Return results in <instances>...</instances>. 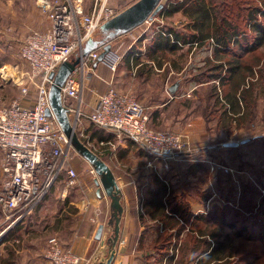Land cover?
Here are the masks:
<instances>
[{"label": "trees", "instance_id": "obj_1", "mask_svg": "<svg viewBox=\"0 0 264 264\" xmlns=\"http://www.w3.org/2000/svg\"><path fill=\"white\" fill-rule=\"evenodd\" d=\"M176 12L187 16L188 21L183 24V28L187 31L173 25H161L159 30L149 35L151 43L145 49L148 53L147 57L155 59L157 64L161 65L160 56L166 52L179 51L184 45L186 51L190 53L194 52V49L210 46L211 59L206 58L203 61L205 66H200L190 80L199 83L209 82L213 91L210 95H213L218 103L220 102L219 106L222 109L218 119L219 126L221 125L224 130L231 127L233 122L237 125H247V129L253 128L256 124L264 125V0H168L156 15L169 17ZM132 48L135 49L134 46ZM137 59L138 57L135 56V62ZM146 70L149 73L151 66H148V63H143L139 66L138 73L146 74ZM220 89L223 90L221 96L219 95ZM183 104L189 106L188 101ZM147 115L148 125L155 130H160L158 128H162L163 124L160 108L147 109ZM254 120H257L255 124H253ZM87 129L89 133L87 139L99 141L102 138H107V135L102 132L106 127L91 122ZM218 135L219 138L216 141L220 143L221 148L227 150V156L219 162L222 166L216 163L215 172L212 173L215 181L212 185L216 191L210 187L201 189L200 186H197V190L199 196L203 197V204L214 192L215 195L213 194L212 197L218 196L222 204L209 205L207 211L193 214L191 205L184 195L172 194L170 190H167L164 181L155 177V187L150 190L144 204L148 216L154 220L147 227L154 225L157 228L146 248L154 249L157 256L148 253L144 261L145 264H183L179 259L173 262L170 258L172 254L169 256V252L176 249L182 250L185 255H188L190 264L194 260L195 264H227L229 259L223 260L225 255L220 250L223 244L218 239L221 237L222 231L216 229L217 224H220L219 226L227 224V211H230L232 217L235 218L230 222V228L239 226L246 237L252 234L249 224L254 211L250 212V217L239 218L231 204L236 194L242 195L248 202H252L251 198L254 195L256 202L254 207L257 211L259 210L260 215H264V175L255 174V166L254 169L251 166L249 171L255 175L253 178L248 176L245 180L237 176V182L232 184L228 168L235 164L232 161L240 157L239 147L248 144L251 140L260 139L261 135L254 136L251 140L235 146H224L223 142L228 141L229 138L220 131L216 133V136ZM228 135L230 136V134ZM83 142H85L84 138ZM106 145L109 146L110 143H105L103 146L106 147ZM106 153L105 150L104 154ZM202 164V161H197L193 165L201 167ZM235 167L238 170H244L241 159L238 160ZM222 175L231 179L227 188H223L219 183L221 182L219 178ZM22 211L21 204L14 212L17 215ZM24 218H21L20 221ZM260 220L259 216L257 221ZM159 225H161L160 230H158ZM15 232V229L9 230L4 236V247L8 255L0 256V264H14V245H18L20 240L14 241L16 239ZM259 234L264 237L261 233ZM183 236L186 239L182 240ZM6 241L8 242L6 243ZM227 255L235 254L228 252ZM240 258L238 257L237 260H243Z\"/></svg>", "mask_w": 264, "mask_h": 264}, {"label": "crops", "instance_id": "obj_2", "mask_svg": "<svg viewBox=\"0 0 264 264\" xmlns=\"http://www.w3.org/2000/svg\"><path fill=\"white\" fill-rule=\"evenodd\" d=\"M91 1L92 0H90V3ZM90 3L86 4L84 0V9L88 8ZM169 18H171V16H169ZM28 24L32 25L31 29L37 28L33 21ZM1 32L3 31L0 30V33ZM150 43L149 37V40L142 48L133 49L132 46H130L126 49L124 54L120 55L115 53V56H111L115 61L114 70L102 62L103 60L101 62L97 60L93 64H90L89 67L88 64L84 67L85 77L82 89L83 103L80 107L83 113H89L91 111L97 94L105 91L108 84H110L119 91L134 92L148 109L160 108L163 123L166 126L175 128L173 125L179 122V128L182 130L177 132L186 136L190 144L188 149L183 151L184 154L181 155V152L174 157L156 159L157 163H155L154 166H150L148 165L150 157L147 155L142 145L126 135H122L121 137L117 136V132L113 129L106 128L102 130L103 134L107 135V138H102L96 142L102 154H104L105 150L107 151L104 157L101 158L108 164L115 176L121 191V204L123 206L119 222V233L114 245V256L110 264H145L144 258L147 256L145 249L146 246L150 244V240L154 237L157 228L154 225H150L149 228L147 227V225L152 224L154 220L148 216L144 201L149 196L150 190L155 187V177L163 180L167 185V190H170L172 194L184 195L185 199L191 205L193 214L199 210V204L207 205L213 196V194L209 196L205 200V204H203V197L199 196L198 192L189 190L185 194L183 189L186 180H188L187 185L190 187L196 184L194 182L195 179L193 180L190 176L199 179L201 173H206V171L212 173V168L214 169V165L216 164V162H211L209 159L205 158V156L199 155V153H204L208 146L213 145V135L216 136V134L210 130L211 125L209 127L206 119L202 117V114L194 111V106L187 107L181 102L177 103L174 101L177 100L174 98L182 99L183 97H188L191 90L196 88L195 83L193 80L184 82L182 78L179 77L183 72V67L173 62L168 64L169 68L163 74V77L160 76V73L164 72V67L167 65V62L163 61L161 65H158L155 59L147 57L148 53L145 49ZM102 47L103 46H100L99 48ZM99 48H96L97 51ZM108 56L110 55L107 54V57ZM135 56L138 57L136 62L134 60ZM121 61L125 63V66L122 67L120 64L119 70H116L117 65L119 62L121 63ZM3 63H5L4 60L0 62V67ZM143 63H148V66H151L149 72L152 75L150 78L151 82L147 79L146 74L145 77H143V73H138V68ZM5 66L6 64L3 66V69ZM21 72L20 76L22 77L24 69H22ZM170 73H174L177 77L169 82ZM3 75L5 76V74L0 71V76L2 77ZM156 76H159L157 80H155ZM145 78L147 80H144ZM162 81L163 84L161 83ZM175 81H178V85L173 92H170L169 88ZM196 84H198V86L204 85V83ZM152 97H156L160 102L155 101L157 104L151 102L150 100H152ZM26 101L28 100L25 98V102ZM165 106L167 108L166 110ZM83 118L84 119L81 120L85 123L80 120L81 122L78 123L77 127L80 132H82L81 136L87 138L89 134L87 128H89L91 122L85 116H83ZM228 141H231V138ZM105 143H110L113 149L110 151L106 149V147L110 148L111 146H103ZM208 143L209 145H207ZM100 152L99 154L101 156L102 154ZM108 154L112 163L109 160ZM207 160L210 163L207 162ZM197 161H202L203 164L201 167L193 165ZM178 163L182 165H178L177 170H174L173 173L169 175V172H166L168 168L166 167L167 164L171 165ZM70 165L76 167L74 161H71ZM178 171H180V173H178ZM231 173L232 171L230 169V174ZM178 175H184L185 179L184 181L182 180L183 182L181 181V183H179L180 186L178 190H176L177 192H175L174 186L178 183ZM187 176L188 179H186ZM172 178L176 180L171 181ZM65 183L66 181H60L57 186L59 190L57 187L52 188L51 195H54L45 198L46 201L52 203L53 206L49 209L48 213H46L48 214L47 223H35L37 217H40L42 214L37 212L40 207H37L41 203L40 201L31 209L33 212L30 211L26 214L27 219L24 218L22 221L19 219L12 225L7 222L0 228V234L4 231L1 235L3 248H0V256L5 257L8 255L4 247L5 241L3 239L9 230L15 229L16 232L14 236H16V239L14 241L17 242L18 239L20 240L18 241V245H14V264H47L44 258L46 242L40 235L42 231L54 230L56 232L55 234L59 236L56 237L63 245L71 247L76 253L88 260L86 264H98L101 260L103 261L105 259L107 255V240L112 233V227L107 224L111 212L109 198L101 188L99 192H97L98 187L94 182V177L91 180L78 178L77 183L71 186H67ZM204 185L205 184L202 186ZM210 185H206V187H211ZM70 190L74 192L72 197L69 193ZM240 197L241 195L236 194L235 199ZM194 204L197 206L194 207ZM31 215L35 217L33 221H31L30 218ZM100 224H103V228L100 237L96 238V229ZM160 227L161 225L158 226V230H160ZM37 232L40 234L39 237H35L34 239L30 237L32 238L30 241L29 237H24L27 234H31L33 237L37 236ZM60 232H62V234L59 235L58 233ZM7 242L8 241H6V243Z\"/></svg>", "mask_w": 264, "mask_h": 264}, {"label": "built area", "instance_id": "obj_3", "mask_svg": "<svg viewBox=\"0 0 264 264\" xmlns=\"http://www.w3.org/2000/svg\"><path fill=\"white\" fill-rule=\"evenodd\" d=\"M37 3L48 17V29L29 33L19 50L20 59L27 67L22 78L34 85V97L29 96V86L22 84L21 96H29L30 100L25 102L21 97L0 105V208L11 224L29 213L63 172L67 186L78 181L77 170L67 164L71 150L69 140L53 114L45 112L49 108L50 73H54L60 63L70 62L75 52L77 61L70 62L73 70L61 86L62 101L68 115L73 114L70 120L74 129L85 116L96 125L113 129L117 136L126 135L142 145L151 161L174 157L188 149L183 134L151 128L148 107L132 93L119 91L110 84L97 94L89 113L80 110L84 67L88 61H97L99 55L96 48L86 54L82 50L102 24L121 12L110 0H92L86 9L84 0H37ZM103 59H107L106 63L114 70L113 58L106 53ZM148 164L153 165L150 161ZM21 204L23 211L15 215V209ZM44 258L47 264L88 262L56 237L47 241Z\"/></svg>", "mask_w": 264, "mask_h": 264}, {"label": "rangeland", "instance_id": "obj_4", "mask_svg": "<svg viewBox=\"0 0 264 264\" xmlns=\"http://www.w3.org/2000/svg\"><path fill=\"white\" fill-rule=\"evenodd\" d=\"M136 1L137 0H110V3L113 7H116L119 11H121L122 9L130 6ZM167 1L168 0H161V3L164 4ZM85 2L86 4H88L90 3V0H85ZM238 20H239V17H238ZM32 21L35 27L37 28L31 29L32 25L31 24L29 25L28 23ZM187 21H188L187 16H184L179 13H176V14L174 13L173 15H171V18L163 17V15L150 14L149 17H147L141 24H139L138 26L134 28H130L126 30L120 29L119 31H116L114 29H110V28L107 29V28H103V26H100L92 34L91 39L95 42L94 45L96 48H99L101 45L104 46L105 44L108 43L109 49L106 51L108 55L115 56L116 55L115 53L121 55V54H124L126 49L130 46L132 47L134 46L135 49L142 48L143 45L149 40V37H150L149 35H151V33H153L154 31L159 30V27L161 25L162 26L164 24L173 25L176 28L180 29V28H183V24H186ZM48 26H49L48 17L46 13L42 11L41 8L38 7L37 0H0V30L3 31L0 33V62H3V60L5 62L0 67L2 68L0 69V71H2L3 74H5V76L4 75L2 77L0 76V105H6L14 99L21 98L22 96H21L20 87L22 84H27L29 86V92H30L29 96L31 98L34 97V94H35V90L33 88L34 85L30 84L26 79L22 78V77H25V75L22 77L20 76V74L22 73L21 70L24 69V72H25L27 70V67H26V64L23 63L22 60L20 59L19 50H20V47L25 37L29 33L33 31H46L48 29ZM185 47L186 46L184 45V47L179 51H176L174 53L166 52L164 55L160 56V60L162 62L163 61L167 62V65H165L164 67L165 70L164 72L160 73V76L163 77V74L169 68L168 64L175 61V63H177L178 66L183 67V72L182 74L179 75V77H181L184 82H187L188 80L191 79V77H193V75H195L194 73H197L198 68L200 66L201 67L205 66L203 61L208 57L210 59L212 57L211 47L208 45L202 48L194 49V52L192 53L187 52ZM101 50H103V47L98 49V53H100ZM104 55H106V53ZM77 57H78V53L75 52L71 56L70 62L72 63L76 62ZM103 57L102 59H98L99 62L103 60L102 62L108 65L106 63L107 59H103ZM94 62L88 61L87 62L88 67L90 64H93ZM5 64L6 66L3 69V66ZM120 64L122 67L125 66L124 65L125 63L121 61V63L119 62L118 65L116 64L117 65L116 70H119ZM145 73L147 75V79L150 81V78L152 75L150 73H147V70L145 71ZM143 77H145L144 73H143ZM158 77L156 76L155 80H157ZM175 77L177 76L174 75V73H170L169 82L174 80ZM147 79L145 78L144 80H147ZM161 83L163 84V81ZM194 83H195L196 88L191 90L188 97L182 98L183 103L185 101H188L189 106H194V111L199 112V114H202V117H204L207 121V125H209V127L211 125L210 130H212L215 134L220 131L222 134H225L226 137H228L229 139L231 138L232 141L239 140L242 138L243 139L247 138L248 140H251V138H253L254 136L261 135L260 139L251 140L248 144H244L239 147L240 157L238 159H235L234 161L231 160L235 164L232 167H228L232 171V173L230 174L231 179H232L231 183L233 184V182H237L238 180L237 176L245 180L248 178V176L250 177L252 176L253 178L255 175L250 173L249 171V167L251 166L253 169L255 166V169H254V171L256 172L255 174L259 176L264 175V125L256 124L253 128L247 129L248 127L247 125L246 126L242 124L237 125V123L233 122L231 127H228L223 130L222 129L223 127L221 125L219 126V121H218L221 115V111H222V109H220V106H219L220 102L218 103L215 100L216 98L213 95H210L213 93V91H212V88H210V85L208 84L209 82H204V85L202 86L200 85L198 86V84H196V83H199L198 81H194ZM183 89H187V88H183ZM130 93H132L140 101L139 97L135 95L134 92L131 91ZM221 94H223V90H221V93L219 95L221 96ZM29 96H25L23 98L30 100ZM217 97L219 98V96ZM174 99L179 100V101L174 100L177 103L182 101V99L180 98H174ZM152 100L150 101L155 104H157L155 101L160 102L156 97H152ZM70 117L73 118V114L71 115L69 114V118ZM82 119L84 118L82 117ZM81 121L79 120V122ZM256 121L257 120H254L253 124H255ZM173 126L175 128H173L172 126L168 127L163 123L162 128H158V129L173 131V132L182 130L179 128L180 127L179 122H177ZM75 131L77 133V136L82 141L84 138L86 142L84 143L89 148H91L95 153L99 155L100 147L97 144L96 140L87 139L86 137L81 136L82 132H80L79 128H76ZM228 134H230V136ZM217 138H219V135L218 136L213 135L212 144L214 146L213 145L208 146L206 151H204V153H199V155L205 156V158L209 159L211 162L214 161L218 165H220L219 162L223 161L224 160L223 158L227 156L226 155L227 150H224L223 148H221L220 143L216 141ZM184 139L186 140V143L188 144L187 146L189 147L190 144L187 141L186 136L184 137ZM207 145H209V143ZM106 149L110 151L111 149H113V146H111L110 148L106 147ZM100 153H102V151ZM182 154H184V152H182L181 155ZM100 157H104V154L101 155ZM108 157H109V154H108ZM240 159H241L242 167L244 170H238L236 169V167L234 168V166H236V164L238 163V160ZM109 160H110V157H109ZM71 161H74L76 165V167L75 166L74 167L78 172L79 179L86 178L88 180H91L93 179V177H95V173L93 171H92L93 173L90 172L91 166L87 163L86 160H84V158H81V156H79V154H77L75 150H73L72 147L69 152V158H68L67 164L70 165ZM149 161L153 165L157 163L156 160L151 161V159H149L148 163ZM207 162L209 161L207 160ZM178 165L181 166L182 164H179V163L171 164V165L167 164L166 167L168 168L166 172H169V175H171V173H173L174 170H177ZM214 166L216 167V164ZM211 172L214 173L215 168L214 169L212 168ZM178 173H180V171H178ZM212 173H208V171H206V173H201L199 176V179L190 176L193 180L195 179L194 182L196 184L190 187L187 185L188 180H186L184 187H183L185 194L189 190L193 192H198L197 186L201 185L200 188L203 189L206 187V185L212 184L214 181ZM0 178H1V172H0ZM66 179H67L66 175L63 172V174H61L59 178L57 179V181L55 182V184L56 183L57 184L56 185L54 184L49 189V191L46 193L45 197L41 200V203L39 204L40 207L38 206L39 210L37 212L42 213V214L40 215V217L38 216L37 219L35 220L36 224L47 223L48 214L46 213H48L49 209H51L53 206H52V203H48L45 198L48 196L49 197L53 196L54 194L51 195V190H53L52 188L54 187L56 188L60 181L65 182ZM184 179H185L184 175H180V176L178 175V181H177L178 183H176V186H174L175 192H177L176 190H178V187L180 186L179 183H181L182 180L184 181ZM186 179H188V176ZM219 179L221 181L219 183H221V186L223 188H227L230 185L231 179H228L225 175L220 176ZM175 180H176L175 178H172L171 181H175ZM203 184L205 185L202 186ZM210 188L214 189L213 185H211ZM57 189L59 190V187H57ZM214 191L216 190L214 189ZM69 193L71 194V197H72V194H74L73 190H70ZM213 194L215 195V192ZM251 199H252V202L250 201L248 202L241 195L240 198L234 199L235 201L232 200L233 202H231L233 206V210L239 215V218L241 217L245 219L246 217H250L251 216L250 212L253 213L254 211V215H252L251 222L249 224V226L251 225L250 231L252 234H249L247 236L251 238H247L246 236H244L243 234L244 232L242 231L241 228H239V226L235 228L229 227L230 222L235 219L230 214V211H227L228 213L227 218H226L227 224L226 225L222 224V226H219L220 224L219 225L217 224L218 226L216 225V229L222 231L221 237L218 239L221 240L223 244L220 249L222 251L221 253L225 255V258L223 260L229 259L227 260L229 261V263L227 264H264V237L260 236L259 234L261 233L262 235H264V233H262L264 232V215H260V213L258 212L259 210L257 211L256 207H254L256 203L254 201V195L252 196ZM215 203L217 205L222 204V201L220 198H218V196L212 197L210 200V203L208 202L207 205L199 204L198 205L199 210L196 211V213L207 211L209 205H212ZM195 206L197 205L194 204V207ZM31 211L33 212V210ZM259 216L261 220L257 221L259 219ZM24 217H26V214L22 218ZM30 218H31V221H33L35 217L31 215ZM7 220L8 219H6V213L0 208V228L3 227L7 222L10 223V221H7ZM216 221L219 222V220L217 219ZM236 221L238 220L236 219ZM255 222H259V223H255ZM200 224L202 225V223ZM65 228H66V225H65ZM258 231H261V232L258 233ZM3 233L4 231L0 234V248H3V243L1 241V237H2L1 235ZM37 233L38 235L34 237L31 234H27L28 236L25 235L24 237H29V241H30L32 238L34 239L35 237H39L40 234L39 232ZM55 233L56 232L54 230L53 231L51 230L42 231L40 236L46 242L45 248H46L47 241L49 240V238L56 237V236L59 237ZM58 234L60 235L62 234V232ZM183 239H186V237L183 236L182 240ZM185 243H186V240H185ZM145 252H147V254L149 253L151 255L157 256L156 251L154 249L146 248ZM228 252L229 253L231 252L232 254H235V255L229 256L227 255ZM170 254H172L170 258L172 259L173 262L179 259V261L180 262L182 261L183 264H190V259L188 255H185L182 250L176 249L175 251L169 252V256ZM238 257L239 258L241 257L240 259H243V260H237ZM144 259H146V257ZM192 262L193 263L191 264H195V260Z\"/></svg>", "mask_w": 264, "mask_h": 264}, {"label": "water", "instance_id": "obj_5", "mask_svg": "<svg viewBox=\"0 0 264 264\" xmlns=\"http://www.w3.org/2000/svg\"><path fill=\"white\" fill-rule=\"evenodd\" d=\"M163 4L161 0H137L132 5L123 9L116 16L106 21L103 28H110L116 31L126 30L134 28L141 24L150 14H156ZM95 42L90 38L83 47V54H86L89 50L96 48ZM109 49V44L103 46V50L99 53L98 59H102L106 51ZM73 70V65L70 62H62L58 66L54 73H50L52 82L48 89V102L49 108L46 109V114H53L61 130L64 132L69 140V143L73 150L84 158L95 172L94 182L98 187L103 190L105 195L109 198L110 217L107 224L112 227V233L107 240V255L105 259L98 264H110L114 256V245L116 243L119 233V222L123 210L121 204V191L115 176L106 162L91 148H89L78 136L73 127V124L68 115V108L63 104L61 96V86L63 85L67 76ZM178 85V81H175L169 88L170 92H173ZM248 139L225 141L224 146H235L239 143H243ZM103 224L98 225L95 233V237L99 238Z\"/></svg>", "mask_w": 264, "mask_h": 264}]
</instances>
